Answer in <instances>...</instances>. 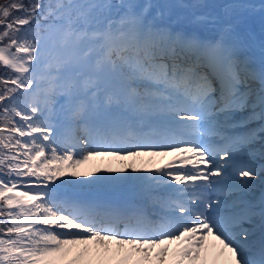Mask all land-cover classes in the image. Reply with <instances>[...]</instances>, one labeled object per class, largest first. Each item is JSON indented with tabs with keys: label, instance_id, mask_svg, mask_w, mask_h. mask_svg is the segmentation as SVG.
Masks as SVG:
<instances>
[{
	"label": "snow or ice",
	"instance_id": "snow-or-ice-1",
	"mask_svg": "<svg viewBox=\"0 0 264 264\" xmlns=\"http://www.w3.org/2000/svg\"><path fill=\"white\" fill-rule=\"evenodd\" d=\"M0 69V264H264V0H5Z\"/></svg>",
	"mask_w": 264,
	"mask_h": 264
},
{
	"label": "bare ground",
	"instance_id": "bare-ground-1",
	"mask_svg": "<svg viewBox=\"0 0 264 264\" xmlns=\"http://www.w3.org/2000/svg\"><path fill=\"white\" fill-rule=\"evenodd\" d=\"M178 24L180 26H184V27H192V25L188 24L187 22V19H184V20H181L180 22H178ZM254 31L255 33L257 34V36L260 35V31H261V25H260V21L259 20H256L255 24H254ZM253 127H256V125H253ZM261 144H264V140H262L261 142L259 143H256L254 145H252V148L254 149V152L252 154H250L249 156H245L243 158L244 162L251 165V166H254L255 168H263V165L260 163V155H261V152H260V149H262L260 147ZM155 160L156 162V166H159V163L161 162H167L168 160H171L172 157H167V158H160V157H156V158H151V157H147V156H144V157H140V158H137V160L135 161V163H142L144 165H147L148 162L150 160ZM131 161H126V163H130ZM108 163V161H106V164ZM256 179H259V182L264 185V176L261 177V178H258L256 177ZM251 183L253 184V188H254V182L251 181ZM258 191L256 190H251V194L247 197L248 199L250 200H253V201H258L259 199L257 198V195H258Z\"/></svg>",
	"mask_w": 264,
	"mask_h": 264
},
{
	"label": "rangeland",
	"instance_id": "rangeland-1",
	"mask_svg": "<svg viewBox=\"0 0 264 264\" xmlns=\"http://www.w3.org/2000/svg\"><path fill=\"white\" fill-rule=\"evenodd\" d=\"M142 2H143V0H142ZM154 2H157V0H154ZM178 2H182V3H185V4L201 3V4H204V5H220V4L240 2V0H178ZM212 10L213 9H211V8H199V9H191V10L178 9L177 10V15L184 14L185 16L190 18L192 13H194L195 15H201V14H204V13H206L208 11H212ZM215 11H220V9H215ZM257 20H259V19H257ZM255 22L256 21H254L253 25H252L253 29H254ZM260 147L262 148V149H260V152H261L260 157L264 158V144H261ZM94 164L95 165H99L100 161H96V162H94ZM105 164H106V161H105ZM136 165L138 167H143V165L140 166V164H138V163H136ZM89 168L91 170L95 171V167L93 165L87 166L86 170L89 169ZM263 168H264V165H263ZM256 170H257V173H258V175L256 177L261 178V177L264 176V171H261L260 168H256ZM244 179H248V178L245 177ZM253 182H254V188H252V190H256L257 191V188H258L257 184L259 183V179L255 178V180H253Z\"/></svg>",
	"mask_w": 264,
	"mask_h": 264
},
{
	"label": "trees",
	"instance_id": "trees-1",
	"mask_svg": "<svg viewBox=\"0 0 264 264\" xmlns=\"http://www.w3.org/2000/svg\"><path fill=\"white\" fill-rule=\"evenodd\" d=\"M3 2H5V0H0V3H3ZM0 71H2V69H0Z\"/></svg>",
	"mask_w": 264,
	"mask_h": 264
}]
</instances>
